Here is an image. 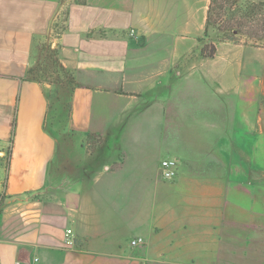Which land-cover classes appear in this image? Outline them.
I'll return each instance as SVG.
<instances>
[{"label":"crops","instance_id":"0c3cea01","mask_svg":"<svg viewBox=\"0 0 264 264\" xmlns=\"http://www.w3.org/2000/svg\"><path fill=\"white\" fill-rule=\"evenodd\" d=\"M210 4L0 0V264H264V46Z\"/></svg>","mask_w":264,"mask_h":264},{"label":"trees","instance_id":"16d2710c","mask_svg":"<svg viewBox=\"0 0 264 264\" xmlns=\"http://www.w3.org/2000/svg\"><path fill=\"white\" fill-rule=\"evenodd\" d=\"M225 10L229 13V20L222 16ZM210 26L218 30L220 41L240 42L245 38L246 45L264 46V2L242 4L241 0H211L205 33ZM207 48L204 46L203 54L214 55L216 45H211L210 52ZM58 65L62 69L59 62Z\"/></svg>","mask_w":264,"mask_h":264},{"label":"rangeland","instance_id":"374dc122","mask_svg":"<svg viewBox=\"0 0 264 264\" xmlns=\"http://www.w3.org/2000/svg\"><path fill=\"white\" fill-rule=\"evenodd\" d=\"M247 2H257V3H261L264 2V0H241L242 4H245ZM225 13H222V16L224 18H227V20H229V13H226V10L224 11ZM213 26H210V28H212ZM214 29H216L215 27H213ZM216 31H218L216 29ZM219 34V33H218ZM216 34V40L220 41L219 35ZM215 33L210 31L209 33L204 34V38H207L208 41H210L211 39H209V37L214 36ZM214 40V39H212ZM245 38H241L240 39V43H244ZM213 43L207 44L206 46L207 48V52L211 51V45ZM56 48L51 47V45H49L48 49H47V58L44 62H42L36 69V73L38 74V76H40L43 79L46 80H53L56 79V77L60 74H62L64 71L61 69V67L58 65V59H57V52H56ZM96 140V139H95ZM97 141L92 142V144L96 145ZM154 146H152L153 148ZM154 155H157V159H152L153 162L150 164L149 167L150 170H154L156 168V164L158 163V161H160V157L164 156V151H161L160 148H158V150L155 152ZM156 160V161H155ZM170 180V179H169ZM173 180V179H171ZM145 264H167L166 262H162V261H152V260H147L145 262Z\"/></svg>","mask_w":264,"mask_h":264},{"label":"built area","instance_id":"2783aa9c","mask_svg":"<svg viewBox=\"0 0 264 264\" xmlns=\"http://www.w3.org/2000/svg\"><path fill=\"white\" fill-rule=\"evenodd\" d=\"M161 168H162V175L165 179H175L177 174V160L175 158H164L161 162ZM72 229L67 230V240L66 242L68 244H73V239L71 238L72 235ZM142 237L134 238L131 243L133 245H138L143 242ZM39 261V257H34L33 263L30 262L28 264H35Z\"/></svg>","mask_w":264,"mask_h":264}]
</instances>
